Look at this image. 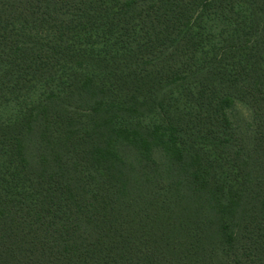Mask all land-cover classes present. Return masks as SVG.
<instances>
[{
    "label": "trees",
    "instance_id": "trees-1",
    "mask_svg": "<svg viewBox=\"0 0 264 264\" xmlns=\"http://www.w3.org/2000/svg\"><path fill=\"white\" fill-rule=\"evenodd\" d=\"M0 264H264V0H0Z\"/></svg>",
    "mask_w": 264,
    "mask_h": 264
},
{
    "label": "rangeland",
    "instance_id": "rangeland-1",
    "mask_svg": "<svg viewBox=\"0 0 264 264\" xmlns=\"http://www.w3.org/2000/svg\"><path fill=\"white\" fill-rule=\"evenodd\" d=\"M248 112V108L245 105L240 104L239 108H237L236 118L244 122L245 118L248 117Z\"/></svg>",
    "mask_w": 264,
    "mask_h": 264
}]
</instances>
